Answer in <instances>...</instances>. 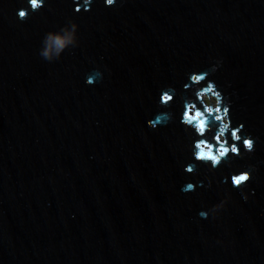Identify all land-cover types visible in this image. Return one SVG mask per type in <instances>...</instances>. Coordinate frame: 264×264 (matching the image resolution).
I'll return each instance as SVG.
<instances>
[{"label": "water", "instance_id": "95a60500", "mask_svg": "<svg viewBox=\"0 0 264 264\" xmlns=\"http://www.w3.org/2000/svg\"><path fill=\"white\" fill-rule=\"evenodd\" d=\"M21 3L0 0V264H264V0H95L79 14L48 0L22 22ZM69 17L80 46L43 60ZM216 60L232 119L259 140L188 174L182 105L160 108L161 89ZM168 110L176 120L148 126ZM249 165L245 201L220 181ZM189 180L204 186L184 193ZM229 192L218 218L199 217Z\"/></svg>", "mask_w": 264, "mask_h": 264}, {"label": "clouds", "instance_id": "9594fccd", "mask_svg": "<svg viewBox=\"0 0 264 264\" xmlns=\"http://www.w3.org/2000/svg\"><path fill=\"white\" fill-rule=\"evenodd\" d=\"M72 2L73 12L79 14L82 11L90 12L95 0H72ZM119 2L120 0H103L106 7L116 6ZM46 6H48V0H22L21 6L15 12L16 18L22 22ZM80 28L79 21L69 17L62 26L47 31L39 49L40 57L50 63L56 62L66 52L78 48L81 43ZM222 64V60H216L206 70H194L187 73L186 82L181 89L171 85L161 89L158 102L160 108L167 109L177 97L182 105L179 123L184 126L188 137L186 148L191 154L184 167V171L188 174H195L201 163L210 172H214L222 163L232 167L235 157L243 158L256 150L259 137L247 132L245 123L234 122L231 116V100L224 95L221 86L211 79ZM103 76L102 71L96 70L86 76L85 83L93 85L98 79L102 80ZM176 119L177 113L171 110L162 111L155 114L153 119H149L147 124L152 129H157L160 125H167ZM257 172L258 169L254 165L236 168L230 175L224 176L220 182L227 184L230 178L232 188L241 190L242 199L247 201L250 195H255V189L251 192L243 189ZM211 184L212 180L209 177L208 186L210 187ZM203 186V181L189 180L181 187V191L193 192ZM231 200L232 196L229 192L220 202L201 210L198 215L202 219L209 217L216 219Z\"/></svg>", "mask_w": 264, "mask_h": 264}]
</instances>
